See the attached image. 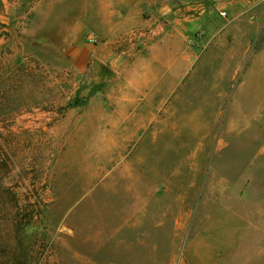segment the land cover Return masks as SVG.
I'll return each mask as SVG.
<instances>
[{
    "label": "rangeland",
    "instance_id": "rangeland-1",
    "mask_svg": "<svg viewBox=\"0 0 264 264\" xmlns=\"http://www.w3.org/2000/svg\"><path fill=\"white\" fill-rule=\"evenodd\" d=\"M215 10L164 105L121 107L71 2L0 0V264L183 263L264 158V9Z\"/></svg>",
    "mask_w": 264,
    "mask_h": 264
},
{
    "label": "crops",
    "instance_id": "crops-1",
    "mask_svg": "<svg viewBox=\"0 0 264 264\" xmlns=\"http://www.w3.org/2000/svg\"><path fill=\"white\" fill-rule=\"evenodd\" d=\"M59 1L71 2L78 11L75 17L101 39L98 59L113 71L116 105L121 107L164 105V97L187 74L186 38L198 30L204 32L203 42L220 36L223 22L216 7L247 10L257 4L264 9V0ZM134 28L143 31L127 49L126 36ZM155 92L165 93L160 102ZM145 121L146 115L140 116L136 131ZM254 167L256 176L250 173ZM245 170L246 183L211 210L187 243L181 264H264V158Z\"/></svg>",
    "mask_w": 264,
    "mask_h": 264
},
{
    "label": "built area",
    "instance_id": "built-area-1",
    "mask_svg": "<svg viewBox=\"0 0 264 264\" xmlns=\"http://www.w3.org/2000/svg\"><path fill=\"white\" fill-rule=\"evenodd\" d=\"M219 15L221 16V17H225L226 16V12L225 11H219ZM89 41L90 42H96V38L94 37V36H91L90 38H89Z\"/></svg>",
    "mask_w": 264,
    "mask_h": 264
},
{
    "label": "trees",
    "instance_id": "trees-1",
    "mask_svg": "<svg viewBox=\"0 0 264 264\" xmlns=\"http://www.w3.org/2000/svg\"><path fill=\"white\" fill-rule=\"evenodd\" d=\"M25 224H23L22 226H24ZM22 226H20V224H16L15 225V230L17 231L20 227H22Z\"/></svg>",
    "mask_w": 264,
    "mask_h": 264
}]
</instances>
